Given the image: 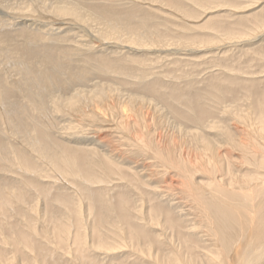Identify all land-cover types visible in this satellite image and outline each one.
<instances>
[{
    "label": "bare ground",
    "instance_id": "1",
    "mask_svg": "<svg viewBox=\"0 0 264 264\" xmlns=\"http://www.w3.org/2000/svg\"><path fill=\"white\" fill-rule=\"evenodd\" d=\"M0 264H264V0H0Z\"/></svg>",
    "mask_w": 264,
    "mask_h": 264
},
{
    "label": "rangeland",
    "instance_id": "2",
    "mask_svg": "<svg viewBox=\"0 0 264 264\" xmlns=\"http://www.w3.org/2000/svg\"><path fill=\"white\" fill-rule=\"evenodd\" d=\"M252 42H253V41H245V42H243L242 44H240V46H241V45H242V46H245L246 43H247V45H248V44H252ZM244 43H245V44H244ZM253 43H254V42H253ZM222 46H226V47L224 48V47H222ZM222 46H221V48L219 47V49L217 48V49H218L219 51H221V52H224L225 49H227V50L229 49L228 44H227V45L225 44V45H222ZM222 48H224V49L221 50ZM208 50H209V51H208ZM227 50H226V51H227ZM211 51L213 52L212 48H211V49H203V50H200V51H198V52L191 53V55H195V56H197L199 53H202V54H203V53H205V52H211ZM226 51H225V52H226ZM202 54H201V55H202ZM199 55H200V54H199Z\"/></svg>",
    "mask_w": 264,
    "mask_h": 264
}]
</instances>
